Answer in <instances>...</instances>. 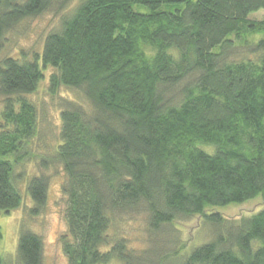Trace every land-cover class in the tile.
<instances>
[{
	"label": "trees",
	"instance_id": "1",
	"mask_svg": "<svg viewBox=\"0 0 264 264\" xmlns=\"http://www.w3.org/2000/svg\"><path fill=\"white\" fill-rule=\"evenodd\" d=\"M47 2L0 0V41ZM259 11L264 0H79L40 55L1 61L0 215L23 201L13 168L20 143L33 134L35 110L21 97L50 67V92L81 89L91 104L61 113L55 146L65 173L68 264H142L123 241L103 250L116 218L139 207L151 233L196 215L223 231L207 208L264 198V21L247 19ZM248 38L255 57L230 59L233 39ZM27 189L33 214L45 203L46 182L33 178ZM228 238L237 252L219 249L216 235L178 264H264V205ZM41 260V239L22 230L10 264ZM0 264L9 263L0 256Z\"/></svg>",
	"mask_w": 264,
	"mask_h": 264
},
{
	"label": "rangeland",
	"instance_id": "2",
	"mask_svg": "<svg viewBox=\"0 0 264 264\" xmlns=\"http://www.w3.org/2000/svg\"><path fill=\"white\" fill-rule=\"evenodd\" d=\"M78 3L79 0H48L42 13L14 24L0 41V62L9 57L30 61L35 54L40 55L47 35L58 31L62 18L67 17ZM134 10L145 12L139 7H134ZM247 19L251 22L264 21V13H253ZM249 38L241 45L233 39L228 53L230 59L239 61L255 57ZM43 73L44 77L33 93L11 97L14 100L21 97L34 107L35 127L33 134L20 143L23 149L13 168V182L23 201L17 209L0 215V256L9 264L16 262L17 240L22 230L41 239V264H68L62 251V238L68 230L64 218L66 198L62 191L65 173L62 164L55 161V146L59 143L61 113L73 105L90 111L91 104L81 89L61 86L54 93L50 92L49 77L55 71L47 67ZM188 79L173 88L169 96L178 95L190 81ZM4 101L5 98L0 96V113ZM33 178L46 182V198L44 205L32 214L35 206L27 187ZM263 205L264 198L257 196L242 204L207 208L205 215L222 218L225 227L220 232H216L208 222L203 223L202 216L196 215L174 221L151 233L147 227L146 213L139 207L116 218L108 232L111 245L103 250H110L116 242L123 241L125 250H132L129 256L144 259L142 264H178L193 249L213 242L216 235H222L219 249L237 252L236 243L228 238L229 232L235 234L240 220L257 214ZM168 257L172 258L167 260ZM124 263L133 264L130 258Z\"/></svg>",
	"mask_w": 264,
	"mask_h": 264
}]
</instances>
